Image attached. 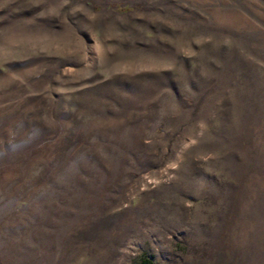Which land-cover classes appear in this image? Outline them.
Instances as JSON below:
<instances>
[{
	"label": "rangeland",
	"instance_id": "374dc122",
	"mask_svg": "<svg viewBox=\"0 0 264 264\" xmlns=\"http://www.w3.org/2000/svg\"><path fill=\"white\" fill-rule=\"evenodd\" d=\"M0 264H264V0H0Z\"/></svg>",
	"mask_w": 264,
	"mask_h": 264
}]
</instances>
